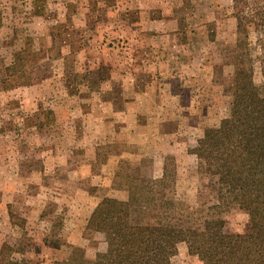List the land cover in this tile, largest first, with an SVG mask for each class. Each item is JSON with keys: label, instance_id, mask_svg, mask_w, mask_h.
Returning a JSON list of instances; mask_svg holds the SVG:
<instances>
[{"label": "rangeland", "instance_id": "obj_1", "mask_svg": "<svg viewBox=\"0 0 264 264\" xmlns=\"http://www.w3.org/2000/svg\"><path fill=\"white\" fill-rule=\"evenodd\" d=\"M247 2L245 17L260 24L249 23L246 35L238 30L234 0H0V261L54 264L76 246L96 259L107 250L108 232L121 224L143 225L148 216L137 212L101 232L90 218L94 207L107 196L141 198L134 192L142 180L161 179L166 165L175 170L169 182L178 200L201 214L220 215L228 232L251 228L249 213L238 206L215 207L216 178L200 169L192 153L206 131L229 116L237 62L252 65L255 83L264 85V0ZM170 55L175 72L191 64L188 71L201 80L204 117L192 122H200L199 130L184 129L172 139L150 135L139 148L126 141L120 121L110 118L108 125L101 116L108 138L98 146L96 164L84 166L90 161L82 146L88 135L78 119L98 104L96 94L122 108L120 84L115 80L108 90L111 77ZM137 75L140 90L149 77ZM182 78L188 80L187 74ZM101 113L108 115L105 105ZM161 128L178 127L170 122ZM122 151L136 156L118 164L115 159V172L104 179L113 167L104 164ZM62 154L69 164H60ZM5 243L12 251L2 250ZM171 264L204 263L181 243Z\"/></svg>", "mask_w": 264, "mask_h": 264}, {"label": "trees", "instance_id": "obj_2", "mask_svg": "<svg viewBox=\"0 0 264 264\" xmlns=\"http://www.w3.org/2000/svg\"><path fill=\"white\" fill-rule=\"evenodd\" d=\"M247 1L234 0L238 30L246 35L249 23L260 24L245 17ZM235 65L229 116L219 128L206 131L192 153L200 169L216 178L219 204L215 207L238 206L249 213L251 228L245 233L228 232L220 215L201 214L199 208L178 200L169 182L175 170L166 165L161 179L142 180L134 192H142L141 198L104 197L90 216L101 232L107 231L109 222H126L137 212L148 216L147 222L121 224L108 232L107 250L96 259H88L76 246L54 264H171L181 243L204 264H264V85L255 83L252 65ZM10 217L16 225V215ZM2 250L12 251L6 243ZM0 264L26 263L3 258Z\"/></svg>", "mask_w": 264, "mask_h": 264}, {"label": "crops", "instance_id": "obj_3", "mask_svg": "<svg viewBox=\"0 0 264 264\" xmlns=\"http://www.w3.org/2000/svg\"><path fill=\"white\" fill-rule=\"evenodd\" d=\"M229 19L232 20L235 25L236 18L230 16ZM234 28H236V26ZM150 60L149 63H145L144 68H134V72L130 74L117 73V76L111 77L110 89L108 90H112L115 80L120 84L122 87L121 96L124 103L122 108H116V100L112 97L108 100H104L105 98H102L101 95V99H99L100 93H98L95 96V100H99L98 104L94 102L95 104L92 105L90 111L80 115L78 120L83 122V126L81 127L86 129L84 133L88 135L85 140L82 141V146L88 151L89 154H87V156L90 158L88 162L84 160L83 163L86 162L84 166L88 165L92 167L96 164L98 146L102 143V138H108L107 127L111 123L110 118L113 119L112 121H120L124 125L128 135L126 141L139 148L143 142L147 141V136L167 135L172 139V136H176L184 129H186V132L192 133L193 129L199 130V127H201L198 125L200 124L199 121L192 124L193 119L204 117L201 116L203 113L199 111L198 100L205 96L203 95L201 80L196 79L195 73L188 71L189 69L194 70V66L191 64H182L183 73L178 74L175 72L176 67L174 66L171 55L165 60H159L157 56L155 59ZM139 71L147 73L149 77L144 80V86L140 90L138 89L140 79H138L137 75ZM184 73L187 74L188 80L183 81L182 75ZM165 75H169L170 78L165 80L163 78ZM195 82H199L197 85L198 88ZM54 97L56 99L57 95L55 94L52 98ZM101 105H105L108 115L101 113ZM101 116L102 121L107 119L106 123H108V125H102ZM170 122H175L178 128L171 131H163L161 127ZM180 124H182V126H180ZM102 133L104 134L103 137ZM84 141L86 143H84ZM134 156L136 155L132 152L122 151L119 157L109 160L104 165H111L113 167H108V170L104 171L105 175L103 178L107 179V177L115 172L116 167L113 163L115 159H117L116 163L118 164L120 159L126 157L132 158ZM59 158L61 165L69 164L66 155L62 154ZM7 163L8 162H6V166H9ZM101 175L102 174H99V176Z\"/></svg>", "mask_w": 264, "mask_h": 264}]
</instances>
